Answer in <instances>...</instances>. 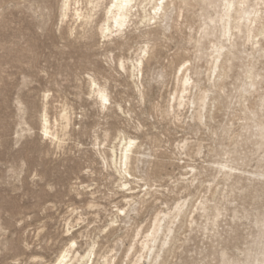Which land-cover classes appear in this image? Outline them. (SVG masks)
<instances>
[{
    "label": "rangeland",
    "instance_id": "1",
    "mask_svg": "<svg viewBox=\"0 0 264 264\" xmlns=\"http://www.w3.org/2000/svg\"><path fill=\"white\" fill-rule=\"evenodd\" d=\"M62 1L0 0V264H51L72 236L80 251L97 239L120 264L135 229L145 231L155 214L185 200L177 241L160 264H254L264 234V184H225L215 163L264 172V0L240 9L251 11L249 34L231 28L225 35L222 1L179 0L164 33L132 18L122 37L109 40L97 33L109 0H69L65 17ZM215 48L223 57L212 73ZM139 57L142 74L133 82L129 63ZM181 73L193 84L178 107ZM89 78L107 91L106 109ZM201 92L208 97L199 124L187 107ZM44 114L57 139L43 135ZM120 130L148 155L157 202L99 233L114 206L126 208L96 155ZM192 167L186 178L197 181L185 190L180 176ZM141 186L131 185L134 196ZM252 189L263 193L251 196ZM201 202L206 213L196 210ZM67 224L74 226L69 234ZM139 254L135 245L126 264Z\"/></svg>",
    "mask_w": 264,
    "mask_h": 264
},
{
    "label": "bare ground",
    "instance_id": "2",
    "mask_svg": "<svg viewBox=\"0 0 264 264\" xmlns=\"http://www.w3.org/2000/svg\"><path fill=\"white\" fill-rule=\"evenodd\" d=\"M101 0H97L100 2ZM179 0H109L103 10V16L101 24L97 28V33L101 38L109 40L114 34V38L122 37V34L126 32L129 27V23L132 18H138L141 24L145 27H151L153 29H160L163 33L168 29L169 22L172 15V7L177 4ZM225 5V12L219 16L220 24L226 31V36L231 28H234L238 32L245 30L246 34H249L253 30L254 21L250 18L251 11H240L242 7L247 6L249 0H219ZM202 4L205 3L201 0ZM185 4V2H183ZM69 0L62 1V16H66L68 11ZM238 7V8H237ZM78 18L82 17L81 13L76 11ZM86 19L89 17L85 16ZM158 31H151L150 34L158 35ZM215 63L213 65L212 73L218 68L217 60L223 57L222 49L215 48ZM145 53V50L142 51ZM143 57V56H142ZM142 57L135 58L129 63V70L133 82L138 80L142 74L143 61ZM152 57V56H151ZM228 57V56H227ZM121 69H124V64L120 62ZM184 72V65L179 69ZM182 74V73H181ZM180 86L182 88L181 95L177 98L173 96V100L177 101L178 107L183 105L184 95L191 89L193 81L187 74L179 78ZM89 86L92 93H95L96 103L99 104L101 110L106 109V105L100 99V93H104L108 99L107 91L101 88L93 78H89ZM207 94L204 92L199 93L197 96H193L188 102V111H191L190 118L195 119L199 124L203 123V112L207 107ZM109 101V99H108ZM109 105V103L107 104ZM124 113L121 106H116L115 112ZM41 130L44 136H52L49 131L48 121L46 115L42 116ZM139 128H136V132ZM53 139H57L56 135L52 136ZM114 143L108 145L107 149L102 147L97 148L96 155L100 164L105 170H110L111 176L116 183V189L121 193L122 201L126 205V208H116L114 216L110 219V222L99 231L104 233L107 230L111 233L118 222H122L124 225L129 223V220L133 216H137L139 211L145 207H152L157 202L156 197L150 198L152 194L148 181L151 179L150 173L146 170L147 154L142 150V146L138 144L136 138L129 136L124 130L116 132ZM184 147V145H183ZM181 161V158L177 160ZM177 162V163H178ZM218 174L222 172L221 180L226 184L231 182V185L238 184L240 181L248 184L262 183L264 184V172L254 173L245 172L240 168L230 166L226 163H215ZM160 167V162H154V170ZM194 168H190V171L185 175L180 176L181 183L185 190H190L194 187L197 178L195 175H190L186 178L188 173L193 172ZM253 178V179H252ZM232 179V181H231ZM143 183L144 187L141 190V196H134L135 192H132V184ZM84 188V187H82ZM89 190V189H88ZM140 192V191H139ZM263 192L260 190L252 189L251 196L259 195ZM89 195L93 197L94 193L89 192ZM153 196V194H152ZM94 201L89 202V207H94ZM186 200L182 203L176 202L172 208L165 211H160L155 214L153 221L148 229L143 231L141 228H137L134 231L133 245H131L125 252L120 264H126L130 252L134 246L139 247L140 254L132 261L133 264H160L161 253L170 251L175 242L177 241V233L179 231V224L185 217L184 207ZM197 211L202 213L207 212V208L204 203L201 202L196 206ZM217 218V216H214ZM213 218V219H214ZM127 220V221H125ZM194 220H191V224ZM213 226H216V219L213 220ZM74 226L67 224L66 233L69 234ZM105 229H107L105 231ZM78 237H88L87 234L82 232L78 233ZM77 236H72L63 250H61L54 262L60 261L63 257V264H114L116 258L114 256L108 257L105 253H102L99 248V242L97 239H89L85 242V249L80 251L78 249ZM258 244L261 245L257 248L256 255L251 258L254 260V264H264V234L259 237ZM73 245H75L73 247ZM161 260V262H160ZM51 263V264H54ZM233 264H236L234 262Z\"/></svg>",
    "mask_w": 264,
    "mask_h": 264
},
{
    "label": "snow or ice",
    "instance_id": "3",
    "mask_svg": "<svg viewBox=\"0 0 264 264\" xmlns=\"http://www.w3.org/2000/svg\"><path fill=\"white\" fill-rule=\"evenodd\" d=\"M100 99L101 101H103V103L105 105H107L109 103L108 99L106 98L104 93H100ZM107 229H105L106 231ZM75 245H73L74 247ZM11 264H20V261L16 260V261H12ZM57 264H63V257H61L60 261L57 262Z\"/></svg>",
    "mask_w": 264,
    "mask_h": 264
},
{
    "label": "clouds",
    "instance_id": "4",
    "mask_svg": "<svg viewBox=\"0 0 264 264\" xmlns=\"http://www.w3.org/2000/svg\"><path fill=\"white\" fill-rule=\"evenodd\" d=\"M54 264H57V262H54Z\"/></svg>",
    "mask_w": 264,
    "mask_h": 264
}]
</instances>
